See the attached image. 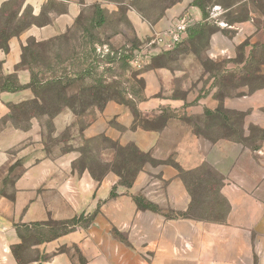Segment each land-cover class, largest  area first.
<instances>
[{"label": "crops", "instance_id": "obj_1", "mask_svg": "<svg viewBox=\"0 0 264 264\" xmlns=\"http://www.w3.org/2000/svg\"><path fill=\"white\" fill-rule=\"evenodd\" d=\"M49 1L54 5L47 8ZM192 1L181 0L151 25L129 16L144 35L165 30L183 13L191 16V26L212 21L218 28L208 35L206 50L188 45L157 55L135 77L122 69L124 95L101 109L93 105L76 115L62 107L52 118L23 116L16 107L36 100L42 104L35 92L0 93V264H264V141L239 140L251 129L264 130V82L258 83L264 80V62L257 52L264 48V7L251 0L230 8L215 5L216 22L212 8L203 19ZM245 3L244 18L233 11L235 19L224 20ZM24 7L45 22L28 26L8 40L6 53L0 51L1 75L15 74L21 86L32 77L22 65L23 48L65 35L84 5L25 0ZM239 45L244 46L240 51ZM47 119L54 136L68 132V137L51 144ZM98 137L133 146L152 162L143 164L127 186L110 170L98 181L88 168L76 166L81 146ZM197 172L214 176L210 187L226 205L220 219L178 216L194 203L186 175ZM115 187L117 195L111 198ZM135 196L158 211L140 210ZM106 200L94 223L109 232V244L92 243L87 235L98 232L91 227V232L31 244L26 259H16L13 248L21 242L15 225L69 220ZM114 233L125 240L111 239ZM67 247L82 251L85 260L68 254Z\"/></svg>", "mask_w": 264, "mask_h": 264}, {"label": "rangeland", "instance_id": "obj_2", "mask_svg": "<svg viewBox=\"0 0 264 264\" xmlns=\"http://www.w3.org/2000/svg\"><path fill=\"white\" fill-rule=\"evenodd\" d=\"M75 1L84 5L83 11L75 25L71 27L65 35L51 43H30L27 48V53L25 54L26 60L29 63L45 70L57 69V71H59L65 69L66 71H78L79 68L77 67L78 64L76 63L75 57L78 53L88 51L92 43H96V45L100 47L107 46L115 51L138 49V47L150 41L158 32L151 31L150 34H141L142 30L138 28L137 25L133 24L131 16L129 15H134L144 23L151 25L160 20L168 8L174 6L181 0ZM234 2H236V0H213L207 1L206 5L208 7L213 6V4H218L225 7L234 4ZM250 2L251 1H249V3ZM24 3L25 0H7L0 5V31H3V34H0V47H4L10 35H18L32 24H42L45 22L43 17L38 19L34 18L31 9L24 7ZM261 3L264 7V0H262ZM53 5V1H49L46 7L49 8ZM213 8L214 7H212V10ZM238 10L239 7L227 12L224 20L230 22L233 19L231 13H233V11L239 12ZM215 12L219 14V11ZM218 14H214L213 20L216 22H218ZM183 15L189 16V14L183 13L179 17ZM99 17L103 19L101 25L95 23L99 20ZM189 17L191 18V16ZM217 28L218 24L212 21L209 22V24L207 23L206 26L202 24L195 26L191 32L194 34L196 33V38L189 40V37H187L185 41L183 40L184 42L180 47L184 48L189 45L192 50L198 52L206 50L207 37L210 33L215 32ZM243 47L244 46L239 45L236 47V50L240 51ZM177 49L174 51H177ZM257 52L260 57L259 61L264 62V48H258ZM105 59L106 58L103 59L101 56L97 58V60H99L98 69L94 72L95 75L97 74L102 77L101 83L94 85L93 88L83 94H77L75 92H77L80 87L85 86L84 84L89 83L88 80L84 83L77 82L69 84V88L65 95L70 96V102L75 106L76 112L79 115L85 114L86 111L90 109L89 103H95V106L101 109L107 100L118 99L124 95L125 91L122 90V81L124 77L121 78V76H119L122 69L128 71L130 77H135L134 75L139 71L129 65L128 68L124 67V63L127 62L126 60L113 61L111 62V66H108L109 63H106ZM75 63L76 65L73 66ZM94 65H96V63ZM130 77L126 80L131 79ZM263 82L264 80H258V83H261V85ZM61 87V85H53L45 90L43 97L47 109H49V107L55 108L57 106V108H59L61 106L60 103L62 100L55 96L57 95L56 90L58 89V91H61ZM31 108L37 110L34 111L36 113L40 112V110L34 108V105H32ZM93 110L94 108L91 109V111ZM22 115L24 116L26 113H22ZM45 122L47 124V136L51 144H54L59 139L68 137V132H64L59 136H54L50 122L47 123L48 119L45 120ZM80 149L82 151V156L76 166L79 168L91 169L96 179L99 180H102L110 170L121 177L119 180L120 183L129 184L133 181L137 174V170L141 167V163L136 156L132 154L129 147H119L115 143L106 141L104 137H98L92 142H86ZM186 177L189 181L194 201L192 210L189 214L191 216L206 217L211 220L220 219L226 211V205L223 200L217 196L215 190L210 187L211 184H215L214 176L208 173L202 174L201 172H197L196 174L191 173L186 175ZM207 185L209 186L207 187ZM116 190L117 188L115 187L112 189V192H110L114 194V197L117 195ZM106 202L107 200L98 202L97 206L100 203L99 211ZM94 221L87 229L82 230L78 228L76 231L87 233V230L94 227L98 235L89 236L88 234V239H90L92 243L109 244V232L96 226ZM89 231L91 232V230ZM83 236L84 234H82V237ZM110 237L111 239H117L119 242L125 240L119 233L111 234ZM81 242L82 239L76 241V244L80 245ZM60 250L63 251V249ZM66 250L67 253L73 257H78L82 261L85 260L82 251H74L70 247H67ZM101 254L109 255V251Z\"/></svg>", "mask_w": 264, "mask_h": 264}, {"label": "trees", "instance_id": "obj_3", "mask_svg": "<svg viewBox=\"0 0 264 264\" xmlns=\"http://www.w3.org/2000/svg\"><path fill=\"white\" fill-rule=\"evenodd\" d=\"M207 1H213V0H193L191 3V5L197 7L201 11L203 19H207L209 16V10L213 6L218 5V4H213V6L207 7V5H206ZM244 1L245 0H236V2H234V4L244 2ZM178 2H180V1H178ZM251 2L256 6L262 7V3H261L262 0H251ZM234 4H232L230 6H225V7L221 6V5H218V6H220L222 8H230ZM246 9H247L246 3L242 7H239V10H238L239 11V15H238L239 17H237L238 19L240 17L244 18V16H245L244 11H246ZM234 19L235 18H233L231 21H233ZM95 23H97V25H101V23H103V19L101 17H99V20H97ZM202 25L206 26V24H202ZM195 26H197V25H193V26H190L188 28L187 36L184 39V41L187 39V37H189V40L196 38V36H197L196 33L194 34L193 32H191V30L193 28H195ZM0 34H3V31H0ZM14 36H17V35L16 34L10 35L8 40ZM8 40H7V42H8ZM184 41H182L180 44H178L175 49L179 48L180 45ZM7 42L5 43L4 47L3 46L0 47V51H2L4 53L7 52V50H8ZM30 43L37 44V43H34L33 41L29 42L28 45L23 48V59H22V65L28 66L29 70L31 71L32 77H31L30 83L26 86H21L18 79H17V76L15 74L3 76L0 73V93H2V92H17V91H20L24 88H31L35 92V94L37 95L39 100L42 102V104H39L36 100V101L31 102L29 104H24L22 106L16 107L15 109L18 111L17 115H22V113H26V114L36 113L34 111H37V110H33L32 109L33 107L31 108L32 105H34V108H37L38 110H40V112H38L36 114H40V115L46 114L47 116H49V118H52L55 114H57L62 109V107H68L76 115H79L76 112L75 106L70 102V96H66L65 93H66L67 89L69 88L70 83H77V82L84 83L86 80H88L89 83L84 84L85 86L80 87L77 90V92H75L77 94H80V93L83 94V93L87 92L89 89L93 88L94 85L102 82L101 81L102 77H100V75L94 74L95 70L98 69V63H99V60H97L98 56L95 53L96 43H92L91 46L89 47L88 51H85L84 53H78L76 55L75 60H76V63L78 64V66H77L79 68L78 71H69V70L66 71L65 69H62V70L58 69L60 72L57 71V69H50V70L46 69L45 70L39 66H35L34 64L29 63L26 60L25 54L27 53V48H28ZM167 53H170V52H167ZM162 54H164V53H162ZM111 60L112 59L109 57H107V59H105L106 62H110ZM124 60L125 59H123L122 61H124ZM76 63L73 64V66L76 65ZM95 63H96V65H94ZM124 64H125L124 67H127V68L129 67L127 62H125ZM0 69H1V62H0ZM53 85H61L62 86L61 91H58V89H57L56 90L57 95H55L57 98L59 97V99L62 100L60 103L61 106L59 108H57V106H56L55 108L49 107V109H47L43 96H44L45 90L48 87L53 86ZM89 104H90V106L95 105V103H89ZM97 108H99V107L97 106ZM24 109H25V111H24ZM239 140L243 143L244 142H251L250 144L255 145V143L258 140L264 141V130L257 131L255 129H251L250 135L247 138H243L242 136H240ZM106 141H108V140L106 139ZM128 147L131 150L132 154H134L136 156V158L139 160V162L141 163L140 164L141 167L145 163L152 162L148 156L140 153L135 147H133V146H128ZM140 168L137 170V172L140 170ZM89 170H90L93 178L96 179V177L92 173V170L91 169H89ZM119 178L121 179L120 176H119ZM97 180L99 181V179H97ZM121 184L124 186H127L130 183L129 184L121 183ZM110 197H114V194L110 193ZM134 201H135L137 208H139L140 210H149L152 212L158 211V209L154 205L145 202V200L141 196H135ZM99 206H100V203L92 213L81 214V215L75 216L74 218L69 219V220L48 221L45 223H33L30 225H15V231H16L17 236H18L21 243L18 246H16L15 248H13V254L15 255L16 259L19 262L24 261L26 259V254H28V248L31 246V244L38 245V244H43V243H49V242H52L58 238H61L63 236H66L68 234L75 232L78 228H80L82 230L87 229L89 227V225L94 221L95 217L97 216V214L99 212ZM191 210H192V206L188 212L183 213V214H178V216H180L182 218L190 217L191 215L189 214V212ZM166 216L168 218H170L172 215H166Z\"/></svg>", "mask_w": 264, "mask_h": 264}, {"label": "built area", "instance_id": "obj_4", "mask_svg": "<svg viewBox=\"0 0 264 264\" xmlns=\"http://www.w3.org/2000/svg\"><path fill=\"white\" fill-rule=\"evenodd\" d=\"M215 11H219V7L215 6L213 8L210 17L214 18V14L217 13ZM191 24V18L183 15L171 21L165 30L156 33L150 41L138 47V49L115 51L107 46L100 47L95 45V53L103 59H107V57L111 58L112 60L110 62H106L109 63L108 66H111V62L113 61L125 59L130 67L139 70L147 59L173 51L186 38L187 30Z\"/></svg>", "mask_w": 264, "mask_h": 264}]
</instances>
